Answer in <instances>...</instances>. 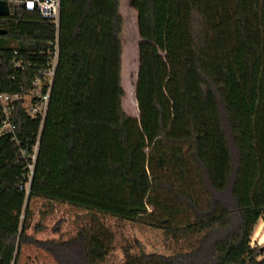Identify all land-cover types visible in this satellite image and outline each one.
Returning a JSON list of instances; mask_svg holds the SVG:
<instances>
[{"label":"trees","instance_id":"obj_1","mask_svg":"<svg viewBox=\"0 0 264 264\" xmlns=\"http://www.w3.org/2000/svg\"><path fill=\"white\" fill-rule=\"evenodd\" d=\"M4 1L0 92L13 97V128L0 132V264H18L34 197L91 213L72 240L36 241L60 264H93L102 247L113 248L115 234L97 215L169 232L219 220L198 249L169 259L264 264V247L251 245L264 221V0H141L148 54L132 96L139 118L123 107L121 0H60L45 118L30 112L31 93L55 27L36 7L13 4L23 0ZM192 70L224 123L230 163L222 189L200 156ZM5 120L0 103V130Z\"/></svg>","mask_w":264,"mask_h":264},{"label":"rangeland","instance_id":"obj_2","mask_svg":"<svg viewBox=\"0 0 264 264\" xmlns=\"http://www.w3.org/2000/svg\"><path fill=\"white\" fill-rule=\"evenodd\" d=\"M120 12L124 19L122 80L126 94L123 107L129 115L139 118L137 101L132 96L133 91L136 92L140 62L148 54L141 0H121ZM190 78L200 156L211 173L214 185L222 189L229 171L230 151L217 98L212 90L205 89V83L196 71L190 72ZM26 104L29 105V99ZM28 206L31 218L18 264H60L36 241L72 240L91 223V213L82 207L37 197L32 198ZM97 216L114 232L115 242L110 250L102 247L93 264H175L169 258L198 249L203 236L221 225V221L216 220L191 229L169 232L112 216ZM260 223L263 231L256 229L252 240L264 237V221ZM257 247L263 248L264 242ZM259 259H264V252ZM210 261L214 263L213 259Z\"/></svg>","mask_w":264,"mask_h":264},{"label":"built area","instance_id":"obj_3","mask_svg":"<svg viewBox=\"0 0 264 264\" xmlns=\"http://www.w3.org/2000/svg\"><path fill=\"white\" fill-rule=\"evenodd\" d=\"M13 4H23L31 8L36 7L41 13V15L50 23H52L55 27V35L54 38L50 41L49 48L47 51L49 61L47 63V66L41 70L40 76L34 80L35 89L31 93L32 96L37 98V102L31 105L30 112L32 114H40L42 118H45L49 106L50 93L54 83L56 68L59 60L60 0H23L16 1ZM43 88H46L45 92H43ZM12 99L13 97H11L10 95L0 92V103L3 104L4 113L6 115V120L0 132L9 131L13 128V125L9 118L12 110V107L10 106V102L12 101ZM38 147L39 141L34 146V152L31 155L32 162L28 165L29 170L26 174L27 181L25 184V188L28 194L29 187L32 181V176L34 174ZM261 242H264V237L258 240L253 238L251 245L253 247H256L257 245H260Z\"/></svg>","mask_w":264,"mask_h":264},{"label":"water","instance_id":"obj_4","mask_svg":"<svg viewBox=\"0 0 264 264\" xmlns=\"http://www.w3.org/2000/svg\"><path fill=\"white\" fill-rule=\"evenodd\" d=\"M9 14V5L7 1L0 0V17L7 16ZM6 33L5 29L0 28V34Z\"/></svg>","mask_w":264,"mask_h":264},{"label":"crops","instance_id":"obj_5","mask_svg":"<svg viewBox=\"0 0 264 264\" xmlns=\"http://www.w3.org/2000/svg\"><path fill=\"white\" fill-rule=\"evenodd\" d=\"M260 222H261V220H260ZM256 229H258L259 231H263V229H262V224L261 223H259V225L257 226V228Z\"/></svg>","mask_w":264,"mask_h":264}]
</instances>
